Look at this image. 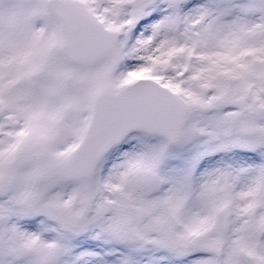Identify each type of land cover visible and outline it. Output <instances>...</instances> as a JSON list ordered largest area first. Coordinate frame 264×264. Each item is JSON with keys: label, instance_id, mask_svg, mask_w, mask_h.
Listing matches in <instances>:
<instances>
[{"label": "snow or ice", "instance_id": "snow-or-ice-1", "mask_svg": "<svg viewBox=\"0 0 264 264\" xmlns=\"http://www.w3.org/2000/svg\"><path fill=\"white\" fill-rule=\"evenodd\" d=\"M0 264H264V0H0Z\"/></svg>", "mask_w": 264, "mask_h": 264}]
</instances>
